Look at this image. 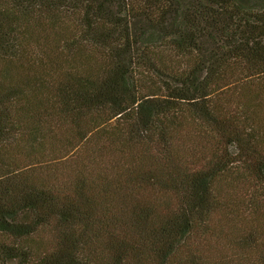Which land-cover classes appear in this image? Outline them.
Segmentation results:
<instances>
[{
    "label": "trees",
    "instance_id": "obj_1",
    "mask_svg": "<svg viewBox=\"0 0 264 264\" xmlns=\"http://www.w3.org/2000/svg\"><path fill=\"white\" fill-rule=\"evenodd\" d=\"M0 264H264V0H0Z\"/></svg>",
    "mask_w": 264,
    "mask_h": 264
}]
</instances>
